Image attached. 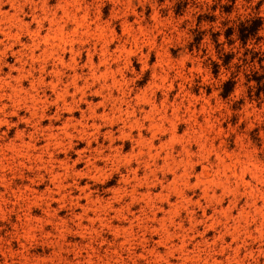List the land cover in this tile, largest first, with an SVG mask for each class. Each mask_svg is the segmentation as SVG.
<instances>
[{
	"label": "rangeland",
	"instance_id": "rangeland-1",
	"mask_svg": "<svg viewBox=\"0 0 264 264\" xmlns=\"http://www.w3.org/2000/svg\"><path fill=\"white\" fill-rule=\"evenodd\" d=\"M258 75L253 0H3L0 264H264Z\"/></svg>",
	"mask_w": 264,
	"mask_h": 264
},
{
	"label": "trees",
	"instance_id": "trees-1",
	"mask_svg": "<svg viewBox=\"0 0 264 264\" xmlns=\"http://www.w3.org/2000/svg\"><path fill=\"white\" fill-rule=\"evenodd\" d=\"M263 20L261 18H256L253 20H250L249 23L247 24V22H241L240 25L238 26V38L242 41V43L244 44L247 39L253 37L257 30L261 27ZM230 31H232V29L230 28L226 34L225 31V36H229ZM256 73V72H255ZM263 76H255L254 80L256 81V88L257 90L260 89L264 84L261 83ZM230 82L226 81L223 84V91L221 92V94L223 96H227L228 93L230 92ZM256 94L258 95L259 92L257 91Z\"/></svg>",
	"mask_w": 264,
	"mask_h": 264
},
{
	"label": "clouds",
	"instance_id": "clouds-1",
	"mask_svg": "<svg viewBox=\"0 0 264 264\" xmlns=\"http://www.w3.org/2000/svg\"><path fill=\"white\" fill-rule=\"evenodd\" d=\"M2 2H3V0H0V3H2ZM222 2H226V0H222ZM258 4L260 5L261 8H264V4H261L260 0H253V5H258ZM144 70H147V69H144ZM3 111H4V108L2 106H0V112H3ZM11 115L15 116L16 113L13 112V113H11ZM4 123H5L4 121L0 120V126H3ZM15 126L16 125L7 126L6 129H5V132L3 133V135H7L9 132H11L12 128L15 127Z\"/></svg>",
	"mask_w": 264,
	"mask_h": 264
}]
</instances>
